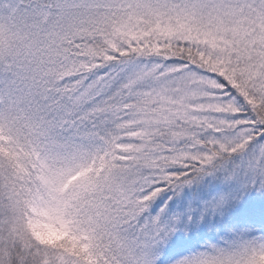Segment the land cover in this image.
I'll list each match as a JSON object with an SVG mask.
<instances>
[{
	"label": "snow or ice",
	"instance_id": "snow-or-ice-1",
	"mask_svg": "<svg viewBox=\"0 0 264 264\" xmlns=\"http://www.w3.org/2000/svg\"><path fill=\"white\" fill-rule=\"evenodd\" d=\"M0 264H264V0H0Z\"/></svg>",
	"mask_w": 264,
	"mask_h": 264
}]
</instances>
